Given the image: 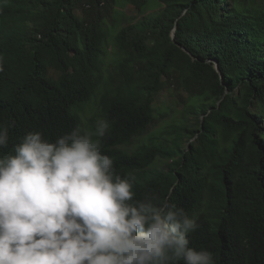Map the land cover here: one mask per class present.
Segmentation results:
<instances>
[{
	"label": "trees",
	"instance_id": "obj_1",
	"mask_svg": "<svg viewBox=\"0 0 264 264\" xmlns=\"http://www.w3.org/2000/svg\"><path fill=\"white\" fill-rule=\"evenodd\" d=\"M150 1L0 0V154L28 132L55 141L105 119L102 152L135 175L136 198L195 216L189 246L214 264H264V0H156L159 13L117 31L108 63L117 5ZM164 89L186 94L184 121L135 147Z\"/></svg>",
	"mask_w": 264,
	"mask_h": 264
},
{
	"label": "clouds",
	"instance_id": "obj_2",
	"mask_svg": "<svg viewBox=\"0 0 264 264\" xmlns=\"http://www.w3.org/2000/svg\"><path fill=\"white\" fill-rule=\"evenodd\" d=\"M108 129L98 119L55 141L28 132L0 154V264H214L189 246L195 216L155 192L136 198L135 175L102 152Z\"/></svg>",
	"mask_w": 264,
	"mask_h": 264
},
{
	"label": "rangeland",
	"instance_id": "obj_3",
	"mask_svg": "<svg viewBox=\"0 0 264 264\" xmlns=\"http://www.w3.org/2000/svg\"><path fill=\"white\" fill-rule=\"evenodd\" d=\"M161 3L156 0H151L150 4L145 11H139L133 6L124 7L123 4L117 5L116 11L113 12L112 17L116 21V26L113 27L109 35V60L108 63L114 60L116 48V33L122 27L127 26L131 23H135L145 16H152L159 13L162 9ZM79 10V14H80ZM82 12V11H81ZM112 21V19L108 20ZM75 52L71 53L67 62L68 66L74 61ZM59 74V73H58ZM186 94L182 92H176L171 89H164L161 93L156 96L155 100V121L148 130V132L135 140L133 145L139 147L142 144H149L154 138H164L173 140L175 138L174 127L180 125L184 121V100H186ZM199 117V116H198ZM196 116L190 115L187 117L191 125H195ZM86 118V117H85ZM186 119V118H185ZM189 144H185L187 146ZM167 163L164 160H160L156 167L166 168Z\"/></svg>",
	"mask_w": 264,
	"mask_h": 264
},
{
	"label": "water",
	"instance_id": "obj_4",
	"mask_svg": "<svg viewBox=\"0 0 264 264\" xmlns=\"http://www.w3.org/2000/svg\"><path fill=\"white\" fill-rule=\"evenodd\" d=\"M216 68H217V70H218V72H219V67H218V65L216 66Z\"/></svg>",
	"mask_w": 264,
	"mask_h": 264
}]
</instances>
